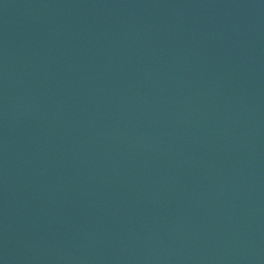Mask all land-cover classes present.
<instances>
[{"label":"water","instance_id":"water-1","mask_svg":"<svg viewBox=\"0 0 264 264\" xmlns=\"http://www.w3.org/2000/svg\"><path fill=\"white\" fill-rule=\"evenodd\" d=\"M0 264H264V0H0Z\"/></svg>","mask_w":264,"mask_h":264}]
</instances>
